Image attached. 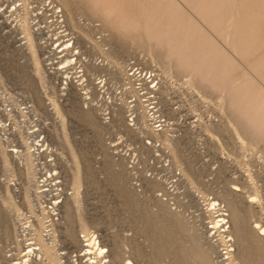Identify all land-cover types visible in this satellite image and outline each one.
<instances>
[{"label": "rangeland", "instance_id": "rangeland-1", "mask_svg": "<svg viewBox=\"0 0 264 264\" xmlns=\"http://www.w3.org/2000/svg\"><path fill=\"white\" fill-rule=\"evenodd\" d=\"M257 224L264 0H0V264H264Z\"/></svg>", "mask_w": 264, "mask_h": 264}, {"label": "built area", "instance_id": "built-area-1", "mask_svg": "<svg viewBox=\"0 0 264 264\" xmlns=\"http://www.w3.org/2000/svg\"><path fill=\"white\" fill-rule=\"evenodd\" d=\"M131 76H133L134 78L141 77L140 72H138V70L137 71L134 70L131 73ZM157 79L158 78H156L155 74L154 76L150 75L147 78H140L139 79L140 82H138L137 88L141 89L143 86V83H147L149 90H157L158 84H159V81ZM81 256L84 259H86V262H85L86 264H101L104 262V259H105L104 254L102 256H98L96 249L94 248L93 245H87V249ZM103 264H108V262L106 261Z\"/></svg>", "mask_w": 264, "mask_h": 264}, {"label": "bare ground", "instance_id": "bare-ground-1", "mask_svg": "<svg viewBox=\"0 0 264 264\" xmlns=\"http://www.w3.org/2000/svg\"><path fill=\"white\" fill-rule=\"evenodd\" d=\"M170 20V19H169ZM156 23H157V21H155ZM160 22V21H159ZM151 23H153V21L151 22ZM153 25V24H152ZM166 25V24H165ZM152 27V26H151ZM153 27H154V29L153 30H160V31H164L165 32V35L167 36V37H169V35H168V33L170 32L169 30H173V28L172 29H168V27H164L165 29H163V27L162 28H155V26L153 25ZM158 33V32H157ZM163 34V33H162ZM172 35H174L173 33H172ZM171 36V35H170ZM179 38V37H178ZM173 39H171V41H172ZM182 40V39H181ZM178 41V43L177 44H179V46L180 47H182L183 45H181V43H180V40L178 39L177 40ZM173 43V42H172ZM175 50V49H174ZM258 98V97H257ZM254 107H253V109L257 106L255 103H254ZM260 109V108H259ZM262 111V110H261ZM255 200H257V198H254V200L253 201H255ZM252 201V202H253ZM224 221V220H223ZM254 228L255 229H258L259 230V232H258V234L260 235V236H263L264 237V227H262V226H260V225H255L254 226ZM89 244L90 245H94V246H97L98 245V243H96L94 240H92L91 242H89ZM98 247V246H97ZM100 248V247H99ZM98 251H101L102 252V250H98ZM101 252L99 253V254H101ZM129 264V263H128ZM131 264V263H130Z\"/></svg>", "mask_w": 264, "mask_h": 264}]
</instances>
